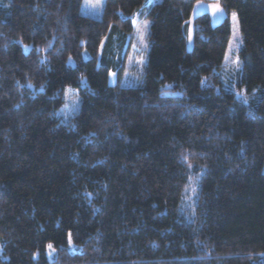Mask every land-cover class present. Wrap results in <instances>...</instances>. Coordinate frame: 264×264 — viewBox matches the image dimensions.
Masks as SVG:
<instances>
[{"label": "trees", "instance_id": "trees-1", "mask_svg": "<svg viewBox=\"0 0 264 264\" xmlns=\"http://www.w3.org/2000/svg\"><path fill=\"white\" fill-rule=\"evenodd\" d=\"M197 1L0 0V264H264V0L187 50ZM138 12L142 82L110 85Z\"/></svg>", "mask_w": 264, "mask_h": 264}, {"label": "rangeland", "instance_id": "rangeland-1", "mask_svg": "<svg viewBox=\"0 0 264 264\" xmlns=\"http://www.w3.org/2000/svg\"><path fill=\"white\" fill-rule=\"evenodd\" d=\"M159 0H148V4L158 2ZM219 4L216 0H199L195 3L190 19L187 21V32H186V49L192 48L193 38V18L201 13H208L212 24H217L225 17V12L222 9L221 12L213 14L211 6ZM134 31L132 33V43L128 49L126 57L125 68L120 76L117 73L110 71L108 75V83L110 85L119 84L121 87L138 86L142 82L143 67L146 63L147 51H148V30L149 20L145 17L144 13L138 12L134 16ZM191 37V39H190ZM242 46V36L239 30L237 18L233 20V13L230 15V38L226 48L223 65L221 68V76L223 81H231L232 84H236L239 80L236 79L238 73H241V63L239 62V68H237L234 61L238 60V52ZM86 56V54H85ZM239 61V60H238ZM114 73V75H110ZM237 80V81H236ZM227 88L233 90V86L229 83L225 84ZM239 94V95H238ZM240 96V93L237 92ZM74 249V246L69 244ZM47 257L49 260L53 257V251L47 247Z\"/></svg>", "mask_w": 264, "mask_h": 264}, {"label": "snow or ice", "instance_id": "snow-or-ice-1", "mask_svg": "<svg viewBox=\"0 0 264 264\" xmlns=\"http://www.w3.org/2000/svg\"><path fill=\"white\" fill-rule=\"evenodd\" d=\"M96 6H99V0H97V5ZM211 10H212V12H213V14L215 15L216 13H219V12H221L222 11V9L220 8V6H219V4H214V5H212L211 6ZM235 18H236V14L235 13H233V20H235ZM190 39H191V37H190ZM25 47H27V46H25ZM234 63L236 64V66H237V68H239V61L237 60V61H234ZM110 75H114V73H110ZM239 95V94H238ZM69 244L71 245V239H69ZM48 248L50 249V250H53L54 251V249H53V246L51 245V244H49L48 245Z\"/></svg>", "mask_w": 264, "mask_h": 264}]
</instances>
